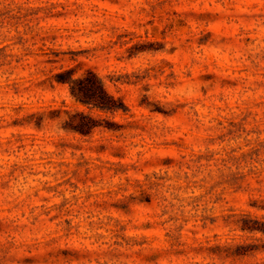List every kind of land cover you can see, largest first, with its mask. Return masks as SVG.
I'll return each mask as SVG.
<instances>
[{
  "label": "rangeland",
  "instance_id": "obj_1",
  "mask_svg": "<svg viewBox=\"0 0 264 264\" xmlns=\"http://www.w3.org/2000/svg\"><path fill=\"white\" fill-rule=\"evenodd\" d=\"M0 264H264V0H0Z\"/></svg>",
  "mask_w": 264,
  "mask_h": 264
},
{
  "label": "trees",
  "instance_id": "obj_2",
  "mask_svg": "<svg viewBox=\"0 0 264 264\" xmlns=\"http://www.w3.org/2000/svg\"><path fill=\"white\" fill-rule=\"evenodd\" d=\"M73 69L64 71L58 76V81L69 84L70 91L75 101L90 110H97L105 113H117L128 111L127 105L120 98L112 95L106 88L102 79L93 71H88L82 77H76ZM69 120L66 127L82 135H90L97 128L106 127L92 113L78 111L67 113ZM257 230V227H249Z\"/></svg>",
  "mask_w": 264,
  "mask_h": 264
}]
</instances>
